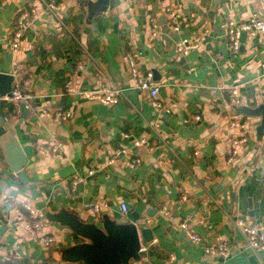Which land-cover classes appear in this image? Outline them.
I'll list each match as a JSON object with an SVG mask.
<instances>
[{
  "label": "crops",
  "instance_id": "1",
  "mask_svg": "<svg viewBox=\"0 0 264 264\" xmlns=\"http://www.w3.org/2000/svg\"><path fill=\"white\" fill-rule=\"evenodd\" d=\"M105 1L0 0V72L15 80L32 75L34 95L32 110L0 99V115L15 128L28 159V180L22 183L0 151V264H73L62 261L58 250L81 238L46 219L44 210L65 208L84 222H96L95 200L105 205L101 214L113 219L133 221L136 211V221L149 220L153 239L141 258L153 264H250L254 255L233 222H264V136L256 135L259 117L237 114L230 91L237 90L241 106L264 104V33L246 34L234 54L225 24L245 21L252 12L264 19V0ZM51 2L57 9L46 8ZM170 4L180 13L177 30L164 14ZM30 7L38 18L12 52L8 32L13 19ZM153 22L158 33L151 38ZM194 35L201 36L199 46L176 55L175 41ZM130 49L137 51L141 70L153 72L157 97L168 113L158 112L152 97L132 87L124 58ZM65 84L119 87L123 95L105 105L61 94ZM66 109L72 112L68 121L45 115ZM233 118L245 121V127L230 128ZM241 133L247 141L228 163L231 138ZM142 137L154 144L152 150L133 147L132 140ZM55 140L62 143L60 156L38 151ZM119 149L128 154L113 160ZM131 158L137 160L133 167L127 163ZM121 202L128 207L125 215ZM20 203L45 218V231L55 237L49 247L16 219L13 207ZM183 220L206 242L223 237L230 256L206 254L178 227ZM254 257L264 264V249Z\"/></svg>",
  "mask_w": 264,
  "mask_h": 264
},
{
  "label": "built area",
  "instance_id": "2",
  "mask_svg": "<svg viewBox=\"0 0 264 264\" xmlns=\"http://www.w3.org/2000/svg\"><path fill=\"white\" fill-rule=\"evenodd\" d=\"M46 8L51 11L57 9V4L51 2L46 4ZM164 14L171 23L174 30H177L180 24V13L174 4L167 5L164 8ZM38 18V12L35 8H22L17 16L13 19L11 28L8 32L9 48L12 52L19 49L21 44L22 35L24 29L30 22ZM150 29V36L155 37L158 33L157 25L153 22ZM245 33L250 36H255L259 33H264V19L258 12H252L248 19L245 21L236 22L228 20L225 24V34L228 41L229 50L237 54L241 48L242 40L241 34ZM201 36L194 35L189 38H182L174 43V52L176 55L184 56L189 53L190 50L199 46ZM124 58L130 69L132 75V87L137 89L141 93L152 97V105L158 111L162 113H168L169 108L160 99H158V85L154 80L153 72L151 70H141L140 58L134 49H130L124 53ZM33 77L28 74L23 79L15 80L13 78L11 84V94L8 96H1L0 99L12 101L14 104H22L25 109L32 110V102L34 95L32 92ZM64 95L74 97L75 99H84L90 101H98L105 105H114L118 102L120 96L123 95V89L119 87L108 88L101 85L98 88L91 89H74L70 84H65L63 93ZM230 103L232 107H239L243 105V100L238 96L237 90L232 88L230 91ZM45 115H49L55 122L68 121L72 112L70 109L58 110L52 114L45 112ZM246 125V122L237 118H233L229 121V127L233 129H242ZM156 126V125H155ZM247 141L246 135L241 133L231 138L229 155L227 162L231 163L234 157L238 154L239 147ZM133 147H144L148 150H152L154 144L142 137L132 140ZM38 151L45 156L58 157L62 151V143L58 140L52 141L48 145L40 146ZM127 155V149H119L115 151L113 160L119 155ZM197 154V150L194 151ZM111 159V162L113 161ZM136 159H129L127 161L130 167L136 164ZM92 173V171H89ZM78 177L75 176L73 181L76 182ZM184 198V197H183ZM105 206L102 201L95 200L92 203V210L95 216L100 217L102 207ZM120 213L125 215L128 212V207L125 202L120 203ZM16 219L22 224V226L38 240L43 247H49L54 243L55 237L48 234L45 231L46 220L38 210L34 209L28 203H20L13 207ZM162 213L169 214L167 207L161 209ZM137 227L141 224L147 225L149 220L134 221ZM234 228L242 236L246 246L250 252L257 256L259 251L264 249V222H251L246 219L238 218L234 222ZM178 227L183 230L190 241L200 244L203 251L208 255H217L222 258L230 256V248L228 242L221 236H215L211 241H204L199 235L195 234L191 230L189 221L183 220L178 223ZM146 250V245L141 243L140 255ZM138 264H153L146 258H141Z\"/></svg>",
  "mask_w": 264,
  "mask_h": 264
},
{
  "label": "water",
  "instance_id": "3",
  "mask_svg": "<svg viewBox=\"0 0 264 264\" xmlns=\"http://www.w3.org/2000/svg\"><path fill=\"white\" fill-rule=\"evenodd\" d=\"M245 35V33L241 34L242 41ZM12 81V74L0 72L1 96L10 97ZM236 112L246 116L259 117L256 135L258 139L264 136V104L254 108L240 106ZM0 151L9 170L17 175L22 183H26L28 178L24 168L28 162L27 156L21 147L15 128L1 115ZM82 187L83 183L79 182L77 189L81 190ZM45 215L46 219L67 227L81 238L80 242L58 250L60 259L68 263L138 264L141 259V243L147 244L153 239V232L150 227L144 224L137 227L134 223L139 219V213L136 211L131 212L133 221L126 217L113 219L103 212L96 222H84L77 214L65 208L48 212ZM249 262L250 264H258L252 255L249 257Z\"/></svg>",
  "mask_w": 264,
  "mask_h": 264
},
{
  "label": "rangeland",
  "instance_id": "4",
  "mask_svg": "<svg viewBox=\"0 0 264 264\" xmlns=\"http://www.w3.org/2000/svg\"><path fill=\"white\" fill-rule=\"evenodd\" d=\"M45 212H44V214H47L48 212H47V210H44Z\"/></svg>",
  "mask_w": 264,
  "mask_h": 264
}]
</instances>
